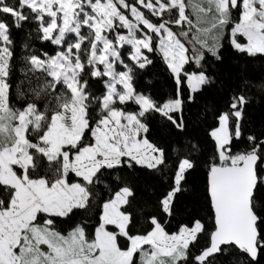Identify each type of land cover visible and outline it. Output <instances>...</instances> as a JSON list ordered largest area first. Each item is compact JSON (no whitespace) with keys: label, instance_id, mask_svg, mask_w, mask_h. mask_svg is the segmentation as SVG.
Listing matches in <instances>:
<instances>
[{"label":"snow or ice","instance_id":"obj_1","mask_svg":"<svg viewBox=\"0 0 264 264\" xmlns=\"http://www.w3.org/2000/svg\"><path fill=\"white\" fill-rule=\"evenodd\" d=\"M25 23L35 27L13 90L12 29ZM225 41L264 57V0H0V264H218L233 254V264H261L264 133L247 129L245 110L264 81H244L214 111L203 215L174 231L177 204L196 195L187 185L199 146L174 147L169 169L149 139L156 121L186 130ZM157 57L170 95L141 83ZM137 168L166 181L155 214L131 211Z\"/></svg>","mask_w":264,"mask_h":264},{"label":"trees","instance_id":"obj_2","mask_svg":"<svg viewBox=\"0 0 264 264\" xmlns=\"http://www.w3.org/2000/svg\"><path fill=\"white\" fill-rule=\"evenodd\" d=\"M9 2H15V0H9ZM34 27L35 25L32 23H25L20 29H12L17 63L12 80L13 90L15 82L20 78L19 61L23 55L22 44L31 39L28 33ZM31 42L35 47H40L38 41L33 39ZM45 50L51 52L52 46L46 45ZM222 54V63L216 64L214 68L215 83L207 86L201 94H198L194 103L187 105L185 112L186 130L183 133H179L175 129L156 121L153 123L149 133L150 140L166 149L169 169L175 168L178 164V156L173 151L174 147H180L182 152H187L189 142L199 146V152L193 153V158L197 159L198 167L188 177L187 185L195 190L196 195L188 199H182L177 204V214L172 222V227L169 229L170 231H174L175 224L186 220L193 210H198L203 215L201 206L203 204L202 194L206 176L202 161L212 151V142L208 136V131L210 126L215 123L213 119L214 111L221 109L230 91L242 87L244 81H251L254 85L264 81V57L251 58L241 54L234 50L227 41H225ZM141 83L146 90L151 91L157 97L170 95L172 91V82L169 74L165 71V67L158 57L156 58L155 67L152 68L151 72L145 76ZM246 94L250 98V103L245 110L246 127L250 132L260 135L264 133V92H261L258 87H251ZM128 175H130L136 191V200L133 202L131 211L136 213L143 209L144 215L157 213V198L167 186L165 179L140 168H137L135 172L129 171ZM135 227L139 229L144 227L140 216H137ZM204 244L205 239L201 238L197 247L199 248ZM235 259L236 256L234 254L223 256L219 258L218 264H233ZM261 264H264V259H261Z\"/></svg>","mask_w":264,"mask_h":264}]
</instances>
